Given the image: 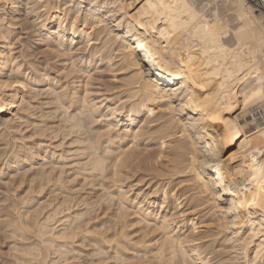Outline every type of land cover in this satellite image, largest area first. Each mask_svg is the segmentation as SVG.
<instances>
[{
	"label": "bare ground",
	"instance_id": "bare-ground-1",
	"mask_svg": "<svg viewBox=\"0 0 264 264\" xmlns=\"http://www.w3.org/2000/svg\"><path fill=\"white\" fill-rule=\"evenodd\" d=\"M261 81L249 0H0V176L28 180L0 227L16 263L264 264Z\"/></svg>",
	"mask_w": 264,
	"mask_h": 264
},
{
	"label": "rangeland",
	"instance_id": "rangeland-1",
	"mask_svg": "<svg viewBox=\"0 0 264 264\" xmlns=\"http://www.w3.org/2000/svg\"><path fill=\"white\" fill-rule=\"evenodd\" d=\"M18 29H20V28H18ZM30 30V29H29ZM21 31V32H20ZM18 32H20L21 34H20V38H21V40L25 43V46H30V45H28V44H30V43H32L31 41H29L30 40V38H31V40H34V39H32V36H33V38H34V33L32 34V29H31V32H28V34L27 33H24V31L22 32V29L21 30H18ZM27 34V35H26ZM26 36V37H25ZM36 37V36H35ZM21 40H18L17 41V44H16V46L17 45H19V43H20V45H19V47L20 46H22L21 45ZM18 47V46H17ZM18 47V48H19ZM18 48L16 49V50H18ZM21 48V47H20ZM38 48V46L35 44V45H33V47H31L30 49H28V50H30L31 52L32 51H34V49H37ZM31 49H33V50H31ZM36 53H38V52H35V54ZM33 58H34V56L33 55H31ZM31 56H28V58L29 57H31ZM36 56H37V58H36ZM35 56V58L33 59H31L32 61L34 60V62H38V61H41V62H43L42 60L43 59H41V58H43L42 56L40 57V55H36ZM39 56V57H38ZM40 58V59H39ZM30 59V58H29ZM39 59V60H38ZM38 90H41L40 91V93H38V95H37V99H35L34 100V98L32 99V100H34L33 102H34V104H35V107H36V109H35V111H36V113H37V115L39 116V114L42 112V110H41V108L42 107H46V105H47V103H45V102H47V100H46V96H47V94H45V92L42 90V88H38ZM42 92V93H41ZM42 94H43V96H42ZM45 95V96H44ZM42 97V98H41ZM36 98V97H35ZM27 101V100H26ZM26 101H24V102H26ZM40 101V102H39ZM42 102H44L43 104H44V106H40V104L42 103ZM27 103V102H26ZM37 104V105H36ZM260 106H262V103H260L259 104ZM263 106H264V104H263ZM262 106V107H263ZM41 107V108H40ZM40 108V109H39ZM38 109V110H37ZM41 120V119H40ZM25 125H27V126H24V125H22V128H23V130H24V133L25 134H27V135H30V133L31 132H35L36 131V128L34 127V123L33 122H29L28 124H25ZM25 127H26V129H25ZM28 127V128H27ZM34 128V129H33ZM3 131L4 130H2L1 131V127H0V135L3 133ZM32 134V133H31ZM48 135H49V132H48ZM2 136V135H1ZM0 136V141L2 140V137ZM35 136V135H34ZM49 137H51L50 135H49ZM48 137V138H49ZM47 138V139H48ZM32 139H37V136H35V138L33 137ZM30 141H31V139H29ZM55 139H53V141H54ZM58 140V138H56V140L54 141V143H56V141ZM3 140L0 142V150H4L5 149V145H3ZM3 147H4V149H3ZM41 163V162H40ZM40 163H38V164H36L35 165V167H39L41 164ZM38 165V166H37ZM48 166V165H47ZM37 169V168H36ZM33 170H35V169H33ZM32 170V171H33ZM31 171V172H32ZM31 172H29L28 173V178L30 177L29 175H30V173ZM10 173H11V171L10 170H6L5 171V175H3V176H0V227L2 228V230H6V229H4L5 227V225H6V223H5V225H3L4 223V221H3V217L5 218L6 217V213L7 214H9L10 213V215H9V217H12L13 215H12V213H14V212H12L11 210H9L10 208H11V206L13 207V203H15V202H17V198H14V195H15V197L17 196V195H21L24 191V188H25V186L27 185V182H28V180H27V182H25V184H23V187H21V188H17L16 189V184H17V179H18V182H19V178L18 177H16V181L15 180H13V183H14V185H13V183L12 182H10V183H5V180L7 181V180H9L10 179ZM19 174H17V176H18ZM21 175V174H20ZM19 175V177L20 178H22L21 176ZM27 176H25V178L27 179ZM2 177V178H1ZM80 179V178H79ZM3 183H5V184H3ZM3 184V185H2ZM12 184V185H11ZM85 184V183H84ZM5 187V188H4ZM10 187V188H9ZM86 188H84L82 191H80L77 195H75V196H78V197H81V196H85V197H87L88 198V200L91 202V200L93 201V199H95L96 197H98V195L99 194H101L103 191H102V189H100L99 188V185H97V187H93V188H91V186L89 185V184H87L86 186H85ZM5 190V191H4ZM10 190V191H9ZM17 190V191H16ZM3 191V192H2ZM102 191V192H101ZM16 193V194H15ZM98 193V194H97ZM4 194V195H3ZM13 194V195H12ZM44 195V194H43ZM13 196V197H12ZM22 196V195H21ZM46 197H48V198H46ZM10 198V199H9ZM62 198H63V196H59V199L57 198V200L55 199V200H53L54 198L53 197H51V195L49 194V196H48V194H46V195H44V196H42V198H41V200H39V198L38 199H36V201H39V202H42V201H45V199H46V201H45V203H48L49 201H50V199H52L54 202L56 201V203L58 202V200H62ZM8 201V202H7ZM12 201H15V202H12ZM77 200H74L73 202H70V204L72 203L73 205H74V203L76 202ZM6 203V204H5ZM77 203V202H76ZM75 203V204H76ZM85 206L84 205H81V208H84ZM6 208V209H5ZM3 209V210H2ZM11 209H13V208H11ZM46 209H49V207H47V208H45L44 210H46ZM6 210H8V212H6ZM23 210H25L24 208H23ZM10 211V212H9ZM6 212V213H5ZM12 212V213H11ZM4 213V214H3ZM12 215V216H11ZM15 216V215H14ZM2 220V221H1ZM3 223V224H2ZM1 224H2V226H1ZM1 228H0V264H3V263H5V264H10L9 262H11L12 261V263H14V264H17L16 263V259L14 258L15 256V252H14V254H13V248L12 247H14V245H15V243H14V239L13 238H11V237H7V233L6 232H4V231H2L1 230ZM133 230H134V228H133ZM2 235H3V237H2ZM137 235H138V233L137 232H133L132 233V236L133 237H137ZM31 236V235H30ZM7 238V239H6ZM32 238H34V239H32ZM81 238V239H80ZM78 240H77V243H82V244H80V245H84L85 244V242L86 241H84L83 240V238H82V236H80L79 238H77ZM31 240L33 241H37V239L34 237V236H31V238L29 239V241L28 242H31ZM84 241V244H83V241ZM11 241H12V243H13V246H11ZM88 243H90V242H88V240H87V243L85 244V246H86V248H84L85 246H83L82 248H84V254L85 255H83V253H82V255H83V259L85 258L86 259V252H88L89 250L91 251V249H92V245H91V247H90V245L88 244ZM5 244V245H4ZM78 244V245H79ZM12 248H10L9 246ZM79 245V246H80ZM88 246V247H87ZM81 247V246H80ZM11 249V250H10ZM13 250V251H12ZM87 250V251H86ZM8 251V252H7ZM11 251V252H10ZM12 253V254H11ZM2 254V255H1ZM2 256V257H1ZM4 256V257H3ZM6 257V258H5ZM12 258V259H11ZM14 258V259H13ZM87 258H90V257H88L87 256ZM11 260V261H10ZM14 260V261H13ZM8 261V262H7Z\"/></svg>",
	"mask_w": 264,
	"mask_h": 264
},
{
	"label": "snow or ice",
	"instance_id": "snow-or-ice-1",
	"mask_svg": "<svg viewBox=\"0 0 264 264\" xmlns=\"http://www.w3.org/2000/svg\"><path fill=\"white\" fill-rule=\"evenodd\" d=\"M161 7L164 5L161 4ZM249 99H258L262 104H264V81L260 82L258 87H255L250 90V95L246 94L245 96V104L249 102ZM216 117L212 116L209 119H215ZM206 167L213 168L215 167L217 171H219V164H207ZM261 173V179H264V167L257 169ZM259 204H264V184L260 185V191L252 198V204L255 206H259Z\"/></svg>",
	"mask_w": 264,
	"mask_h": 264
},
{
	"label": "built area",
	"instance_id": "built-area-1",
	"mask_svg": "<svg viewBox=\"0 0 264 264\" xmlns=\"http://www.w3.org/2000/svg\"><path fill=\"white\" fill-rule=\"evenodd\" d=\"M249 2L253 5L257 12L264 13V0H249ZM256 112L259 122L264 124V113H262L259 108H257Z\"/></svg>",
	"mask_w": 264,
	"mask_h": 264
}]
</instances>
